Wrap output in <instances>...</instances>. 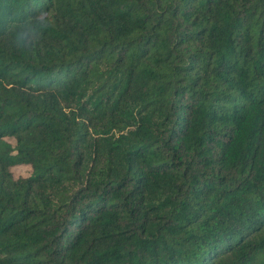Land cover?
Wrapping results in <instances>:
<instances>
[{"label": "trees", "instance_id": "1", "mask_svg": "<svg viewBox=\"0 0 264 264\" xmlns=\"http://www.w3.org/2000/svg\"><path fill=\"white\" fill-rule=\"evenodd\" d=\"M0 264H264V0H0Z\"/></svg>", "mask_w": 264, "mask_h": 264}, {"label": "rangeland", "instance_id": "2", "mask_svg": "<svg viewBox=\"0 0 264 264\" xmlns=\"http://www.w3.org/2000/svg\"><path fill=\"white\" fill-rule=\"evenodd\" d=\"M15 176H25L28 173V168L24 166H17L12 169Z\"/></svg>", "mask_w": 264, "mask_h": 264}]
</instances>
